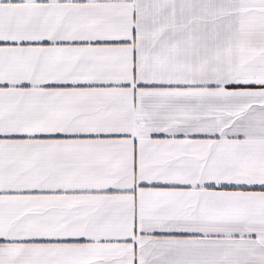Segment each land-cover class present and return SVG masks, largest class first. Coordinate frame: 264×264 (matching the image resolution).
<instances>
[{
	"label": "snow or ice",
	"instance_id": "1",
	"mask_svg": "<svg viewBox=\"0 0 264 264\" xmlns=\"http://www.w3.org/2000/svg\"><path fill=\"white\" fill-rule=\"evenodd\" d=\"M0 264H264V0H0Z\"/></svg>",
	"mask_w": 264,
	"mask_h": 264
}]
</instances>
